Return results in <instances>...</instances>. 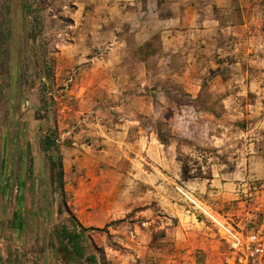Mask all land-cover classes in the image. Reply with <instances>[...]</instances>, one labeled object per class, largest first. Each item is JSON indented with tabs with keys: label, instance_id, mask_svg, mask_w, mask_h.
<instances>
[{
	"label": "rangeland",
	"instance_id": "rangeland-1",
	"mask_svg": "<svg viewBox=\"0 0 264 264\" xmlns=\"http://www.w3.org/2000/svg\"><path fill=\"white\" fill-rule=\"evenodd\" d=\"M183 192L264 243V0H0V263L217 264Z\"/></svg>",
	"mask_w": 264,
	"mask_h": 264
},
{
	"label": "built area",
	"instance_id": "built-area-1",
	"mask_svg": "<svg viewBox=\"0 0 264 264\" xmlns=\"http://www.w3.org/2000/svg\"><path fill=\"white\" fill-rule=\"evenodd\" d=\"M183 194L192 202L194 208L212 223L227 244V251L221 254L217 264H264V243L260 238L245 234L196 197L186 192Z\"/></svg>",
	"mask_w": 264,
	"mask_h": 264
},
{
	"label": "trees",
	"instance_id": "trees-1",
	"mask_svg": "<svg viewBox=\"0 0 264 264\" xmlns=\"http://www.w3.org/2000/svg\"><path fill=\"white\" fill-rule=\"evenodd\" d=\"M159 137H160V134H159ZM161 140H162V138H160ZM163 140H165V139H163ZM163 142H166V141H163ZM187 168H186V166L185 167H183V171L185 172V171H188V170H186ZM73 216V215H72ZM73 219L75 220V221H77L78 222V220L76 219V217L75 216H73ZM122 220V219H121ZM118 221H120V220H114V221H111L110 223H108V224H106L103 228H100V227H90L92 230H97V231H107L108 230V228L112 225V224H114V223H116V222H118ZM80 224V223H79ZM80 226L83 228V229H87V227H84L83 225H81L80 224ZM74 236L75 235H70V237L71 238H73L74 239Z\"/></svg>",
	"mask_w": 264,
	"mask_h": 264
},
{
	"label": "crops",
	"instance_id": "crops-1",
	"mask_svg": "<svg viewBox=\"0 0 264 264\" xmlns=\"http://www.w3.org/2000/svg\"><path fill=\"white\" fill-rule=\"evenodd\" d=\"M154 140H156L155 138H154ZM154 140H153V142H154ZM151 143H150V145H149V147H148V144H147V148H149V149H151ZM1 264V263H0Z\"/></svg>",
	"mask_w": 264,
	"mask_h": 264
}]
</instances>
